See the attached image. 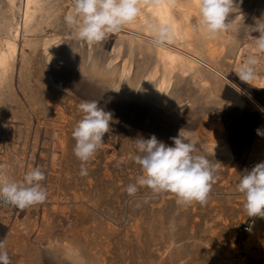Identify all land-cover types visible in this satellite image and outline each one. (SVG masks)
Wrapping results in <instances>:
<instances>
[{
  "label": "rangeland",
  "instance_id": "rangeland-1",
  "mask_svg": "<svg viewBox=\"0 0 264 264\" xmlns=\"http://www.w3.org/2000/svg\"><path fill=\"white\" fill-rule=\"evenodd\" d=\"M71 3L47 1L48 6L41 10L45 16L39 31L43 41H61L70 53L47 70L36 51L29 69L20 68L15 73L13 89L0 92V170L20 181L33 167H39L45 172L42 183L48 192L46 202L0 217V239L6 243L11 264H60L56 255L40 252L50 239L59 246L71 242L81 251L84 264H264V218L248 217L243 195L237 191L241 172L264 161V137L256 134L257 128H264V115L258 109L264 108V89L244 95L238 88L228 90L224 107L205 108L207 120L185 115L181 122L172 119L185 102L193 99L186 94L180 96L175 108L152 102L137 104L142 111L138 123L153 128L151 132L158 140L171 146V138L187 128L199 141L200 154L221 165L204 204L180 206L175 194H152L147 187H139L134 196H129L127 185L142 175L141 167L132 159V140L139 136L147 139L150 132L127 124L120 130L113 117L110 132L96 155L86 163L80 161L74 155L72 133L83 113L70 110L83 100L99 99L101 95L81 87L72 93H60L50 79L62 83L86 65L88 70L102 68V62L115 49L117 36L125 33L111 34L112 39L97 55L99 62L92 65L84 52L93 55L99 45L75 40L64 23ZM239 10L245 26L238 34L226 35L235 36L239 53L244 55L258 35L247 26L264 18V0H242ZM7 11L5 1L0 0V37L4 35L2 24ZM25 51L30 52L29 48ZM235 74H230L233 80ZM104 88L101 86L99 92ZM100 104L113 112L108 96H103ZM199 110L195 105L190 113ZM70 115L72 123L68 122ZM210 145L226 148L228 156L207 152L204 147ZM82 167L87 169L86 176L80 174Z\"/></svg>",
  "mask_w": 264,
  "mask_h": 264
},
{
  "label": "bare ground",
  "instance_id": "bare-ground-1",
  "mask_svg": "<svg viewBox=\"0 0 264 264\" xmlns=\"http://www.w3.org/2000/svg\"><path fill=\"white\" fill-rule=\"evenodd\" d=\"M2 1L6 3L8 14L3 18L4 35L0 37V92L5 88L13 89L17 70L27 68L36 51L41 56L45 69L51 70L70 50L61 41H43L39 35L44 15L41 10L47 7L48 4L45 5V3L51 0ZM140 4L142 16L136 25L125 26L122 30L124 35L117 36L114 41L115 49L111 56L102 62V68L94 66L88 70L86 65L77 70L76 75L68 76L71 79L66 78L62 83L50 78L52 87L60 93H72L81 87L91 90V94L108 96L111 107H114L112 113L117 119L116 123L120 126L127 124L150 132L149 135L146 134L147 137L153 135L151 132L153 128L147 129L138 123L137 118L142 111L137 104L152 102L156 106L175 108L180 103V96L186 94L193 99L185 102L181 107L183 110L174 113L172 119L181 122V116L185 115L193 116L195 120H207L208 110L205 108L213 106V109L218 110L224 107V98L228 90L238 88L244 95L264 89V66L258 78L249 83L241 81L235 74L236 67L246 58L249 50L241 55L234 35L227 36L224 33L215 40H205L196 30L195 0H140ZM231 18L233 17H229ZM145 19L169 22L174 32V39L163 45H155L149 33L138 27ZM193 19H196L195 24L192 23ZM111 39L109 37L99 44V47L93 50V55L91 51L84 52L88 58L86 59L93 61L92 65L94 62H99L100 57L97 55L103 52L102 49L106 48ZM25 48H29L30 52L27 53ZM38 48L41 50L38 51ZM232 72L236 75L234 80L230 76ZM85 76L89 79L88 84L84 82ZM101 86L105 87L102 93L99 92ZM195 105L200 110L191 115L190 112ZM73 111L77 114L81 110L77 105L75 109L70 110L71 113ZM263 115L264 112H261V116ZM70 116L68 122L72 123L73 116ZM121 129L124 130L122 126ZM204 148L215 156H228L226 148H219L216 145ZM85 201L89 202V200ZM179 205L182 206L180 203ZM14 210L16 209L11 205L0 209V217ZM67 243L59 246L50 239L46 245L41 246L40 252L56 255L60 264H84L79 254L81 251L71 242ZM171 245L174 243L172 242ZM28 250H30L29 247ZM230 259L232 260L231 257Z\"/></svg>",
  "mask_w": 264,
  "mask_h": 264
},
{
  "label": "clouds",
  "instance_id": "clouds-1",
  "mask_svg": "<svg viewBox=\"0 0 264 264\" xmlns=\"http://www.w3.org/2000/svg\"><path fill=\"white\" fill-rule=\"evenodd\" d=\"M241 3L242 0H195L196 30L205 40H215L223 33L238 34L245 26L239 10ZM141 16L140 0H72L63 19L75 40L95 46L125 26L136 25ZM230 16L233 18L229 19ZM138 27L149 33L155 45L174 39L172 26L167 21L145 19ZM247 27L258 35L235 73L241 81L249 83L258 78L264 66V18ZM101 99L102 96L83 100L78 105L83 116L73 129V151L85 163L96 155L105 134L110 132L113 113L101 106ZM259 110L264 112V108ZM256 134L264 137V128H257ZM171 140V146L154 134L147 139L139 136L132 140L135 149L132 159L141 167L142 175L127 185L125 191L134 196L139 187H147L152 194H175L182 205L206 203L221 163L200 154L199 141L187 128H181ZM80 174L86 176L87 169L82 167ZM45 178V172L39 167H33L20 181L0 170V201L19 210L46 202L48 192L42 183ZM237 191L243 195L247 216L264 218V161L241 172ZM0 264H11L3 239H0Z\"/></svg>",
  "mask_w": 264,
  "mask_h": 264
},
{
  "label": "built area",
  "instance_id": "built-area-1",
  "mask_svg": "<svg viewBox=\"0 0 264 264\" xmlns=\"http://www.w3.org/2000/svg\"><path fill=\"white\" fill-rule=\"evenodd\" d=\"M8 206H9V204H7L6 202L0 201V209H3V208L5 209Z\"/></svg>",
  "mask_w": 264,
  "mask_h": 264
}]
</instances>
